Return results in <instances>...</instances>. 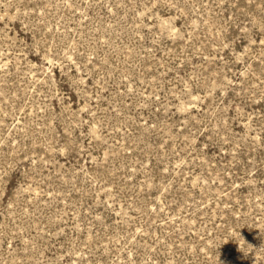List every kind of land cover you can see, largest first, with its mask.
Returning a JSON list of instances; mask_svg holds the SVG:
<instances>
[{
	"label": "rangeland",
	"instance_id": "obj_1",
	"mask_svg": "<svg viewBox=\"0 0 264 264\" xmlns=\"http://www.w3.org/2000/svg\"><path fill=\"white\" fill-rule=\"evenodd\" d=\"M0 264H264V0H0Z\"/></svg>",
	"mask_w": 264,
	"mask_h": 264
}]
</instances>
